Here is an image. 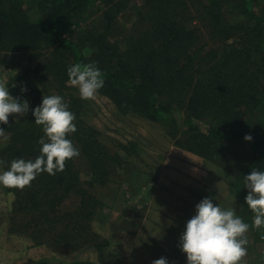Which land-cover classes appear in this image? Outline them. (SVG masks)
<instances>
[{
  "label": "trees",
  "instance_id": "trees-1",
  "mask_svg": "<svg viewBox=\"0 0 264 264\" xmlns=\"http://www.w3.org/2000/svg\"><path fill=\"white\" fill-rule=\"evenodd\" d=\"M132 1L138 2L0 0V56L22 52L42 61L37 72L41 84L30 90L29 112L0 122L8 136L0 138L1 171L13 159L40 155L44 132L32 110L43 95L64 97L76 116L77 130L68 138L79 149L62 171L42 172L23 188L2 185L11 196L8 231L56 254L97 253L96 261L73 259L71 264H129L95 224L108 206L110 188L141 174L128 158L140 156L135 143L118 142L119 149L113 150L90 123V99H81L68 82L67 68L77 62H95L102 70L105 83L98 93L120 113L163 123L175 145L227 167L237 214L250 225L254 216L245 203L244 175L252 168L264 170V2L140 0L133 7L137 21L132 33L123 39L126 27L119 17ZM99 9L100 18L91 20ZM204 32L213 41L207 49ZM246 134L253 139L245 140ZM244 143H250V157L242 167L238 153ZM192 206L170 227L173 258L182 264H187L186 254L178 244L195 214ZM246 237L241 264H264V227H250ZM20 264L50 263L29 258Z\"/></svg>",
  "mask_w": 264,
  "mask_h": 264
},
{
  "label": "rangeland",
  "instance_id": "rangeland-1",
  "mask_svg": "<svg viewBox=\"0 0 264 264\" xmlns=\"http://www.w3.org/2000/svg\"><path fill=\"white\" fill-rule=\"evenodd\" d=\"M137 3L140 4V0L132 1L120 14V23L126 27L122 28L123 39L132 33L133 24L137 21L133 9ZM100 13L99 9L91 20H98ZM203 45L205 49L213 46L206 32L203 33ZM41 64V60H30L22 52L2 55L0 81L9 86L13 97H19L21 102L24 99L29 101L30 90L41 84L37 77ZM25 86L26 92L21 90ZM90 101L92 112L89 120L100 130L101 139L113 150L119 149L118 142H134L140 156L128 158L141 171L140 176L132 175L123 186L116 183L110 188L106 200L108 206L104 208L100 222H96L95 229L113 241L112 247L125 255L129 264H152L161 257L168 258L170 264H182L173 258L170 227L176 220L187 217L189 204L193 205L191 211L195 213L197 203L205 197H212L214 203H219L222 208L239 212L238 200L229 188L232 178L229 170L175 145L161 122L133 113L124 115L109 98L98 92ZM12 115L18 119L22 117L16 113ZM179 137L184 136L181 133ZM239 149L238 154L242 157L239 164L245 167L247 157H250V143H244ZM122 156L127 159L125 153ZM10 203V194L0 185V212L3 214L0 221V264H20L29 258L43 259L50 264H71L73 259L96 261L97 253L93 250L61 255L46 245L32 246V242L23 235L9 234V220L7 222L6 218Z\"/></svg>",
  "mask_w": 264,
  "mask_h": 264
},
{
  "label": "clouds",
  "instance_id": "clouds-1",
  "mask_svg": "<svg viewBox=\"0 0 264 264\" xmlns=\"http://www.w3.org/2000/svg\"><path fill=\"white\" fill-rule=\"evenodd\" d=\"M69 83L76 86L81 99L95 97L105 83L102 70L95 62L72 64L67 68ZM15 86V85H14ZM26 92L25 86L21 89ZM29 102L13 97L9 86L0 81V122L7 124L9 115L23 116L29 112ZM37 125L43 127L44 135L38 143L40 155L34 160L13 159L7 169L0 171V185L23 188L42 172L55 174L62 171L65 161L79 155L70 133L77 130L75 114L61 95H43L42 102L32 110ZM6 130L0 127V138L7 140ZM245 140L253 137L246 134ZM246 205L253 211L252 224L245 222L235 209L222 208L212 197H205L195 205V214L186 221L178 247L186 254L187 264H241L247 254L246 233L250 227H264V170L252 168L244 175ZM152 264H170L168 258L161 257Z\"/></svg>",
  "mask_w": 264,
  "mask_h": 264
},
{
  "label": "water",
  "instance_id": "water-1",
  "mask_svg": "<svg viewBox=\"0 0 264 264\" xmlns=\"http://www.w3.org/2000/svg\"><path fill=\"white\" fill-rule=\"evenodd\" d=\"M175 115H176L177 119H178L179 121H181V118H180L179 114H178V113H175Z\"/></svg>",
  "mask_w": 264,
  "mask_h": 264
},
{
  "label": "crops",
  "instance_id": "crops-1",
  "mask_svg": "<svg viewBox=\"0 0 264 264\" xmlns=\"http://www.w3.org/2000/svg\"><path fill=\"white\" fill-rule=\"evenodd\" d=\"M167 169V168H166Z\"/></svg>",
  "mask_w": 264,
  "mask_h": 264
}]
</instances>
